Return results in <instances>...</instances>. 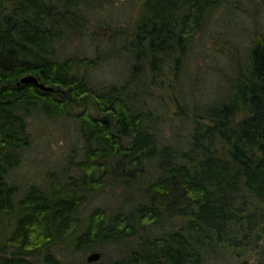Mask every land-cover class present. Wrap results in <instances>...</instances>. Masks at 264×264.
Here are the masks:
<instances>
[{"label":"trees","instance_id":"1","mask_svg":"<svg viewBox=\"0 0 264 264\" xmlns=\"http://www.w3.org/2000/svg\"><path fill=\"white\" fill-rule=\"evenodd\" d=\"M240 1L136 0L121 24L110 0H0V264H264V26ZM221 5L250 13L249 42L189 96L185 60ZM33 115L71 118L79 144L22 187ZM111 185L119 206L85 209Z\"/></svg>","mask_w":264,"mask_h":264},{"label":"rangeland","instance_id":"2","mask_svg":"<svg viewBox=\"0 0 264 264\" xmlns=\"http://www.w3.org/2000/svg\"><path fill=\"white\" fill-rule=\"evenodd\" d=\"M110 1V4L100 9L101 17L110 22L124 24L133 11L136 0ZM240 3L250 7L259 4V10L253 15L259 22V27L262 28L264 26V0H252L251 2L242 0ZM249 15L248 11L232 12L226 9V5H221L215 10L213 20L207 28L195 35V40H193L195 47L187 55L183 71L185 73L184 87L189 92L187 95L191 96L190 90L204 95L218 83L221 78L220 73L229 69L226 54L230 51L242 54L245 51L254 20ZM87 51L92 52L90 48ZM123 69L120 64H116L115 60L106 61L94 69L91 76L98 82L107 81ZM29 129L32 133V142L24 151L21 163L10 174V178L18 181L22 187L31 182H41L46 170L59 164L62 156L71 146L79 144L74 121L69 117L45 118L33 115ZM121 190L119 185L107 186L85 205V209L96 204L111 206L110 208L119 206L118 193ZM89 251L91 250L81 252L78 256L85 257ZM111 251L112 254L115 253L113 248ZM248 254L247 264H255L256 253L250 251ZM215 264L230 263L220 259Z\"/></svg>","mask_w":264,"mask_h":264},{"label":"water","instance_id":"3","mask_svg":"<svg viewBox=\"0 0 264 264\" xmlns=\"http://www.w3.org/2000/svg\"><path fill=\"white\" fill-rule=\"evenodd\" d=\"M27 81H32V82H35L36 84H38L41 88H45V89H51L52 86L50 85H47V84H44L42 81H40L38 79V77L33 74V73H26V74H23L22 76H20V78L17 80V83H20V82H27ZM100 256V250H97V249H94V250H91L89 251L87 254H86V259L87 260H93V259H96Z\"/></svg>","mask_w":264,"mask_h":264}]
</instances>
